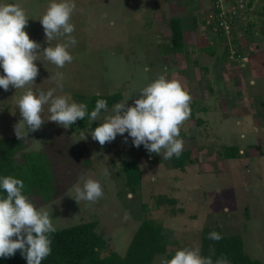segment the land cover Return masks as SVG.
Returning <instances> with one entry per match:
<instances>
[{
    "label": "rangeland",
    "instance_id": "374dc122",
    "mask_svg": "<svg viewBox=\"0 0 264 264\" xmlns=\"http://www.w3.org/2000/svg\"><path fill=\"white\" fill-rule=\"evenodd\" d=\"M74 2L70 22L75 25L72 36L77 44L69 48L72 63L57 68L36 61L39 74L35 85L16 90L9 86L8 91L0 88V137L15 135L13 126L21 119L16 101L27 88L35 93L55 89V96L77 103V95L120 92L121 99L108 106V113H101L103 117L115 104L129 98L127 104L133 105L140 89L166 75L178 80L191 96L194 115L181 126L179 138L193 162L183 169L173 168L162 154H149L143 145L134 147L127 132L103 146L90 134L81 140V133L88 134L101 123L87 118L85 128L70 130L67 137L73 148L86 147L90 166L86 169L87 164L79 159L71 161L76 169L69 168L62 188L52 186L53 194L47 182L43 187L34 181L26 193L53 197L45 204L32 199L33 204L50 212L56 229L95 220L96 233L119 254L124 253L141 219L150 218L163 226L169 240L166 254L155 257L158 264L161 258L171 259L179 249L198 248L201 228L214 223L208 218L210 213L212 221L224 225L220 227L224 232L240 234L245 251L264 264V123L260 105L264 101V0L222 2L232 15V28L220 36L207 30L214 22L212 0ZM49 3L0 0V4H20L26 10L29 19L24 30L41 50L48 44L39 18ZM171 16L182 18L183 51H173L170 45ZM63 40L57 38L51 46ZM238 47L239 55L234 56ZM199 107L206 109L197 110ZM49 115L45 105L41 129L25 134L30 151H38L60 128L48 121ZM197 117L201 123L196 122ZM228 146L237 147L236 158L224 157L222 150ZM125 159H135L141 171L140 186L135 191L124 185L120 169ZM66 165L69 167L70 159ZM80 165L85 166L81 174ZM81 177L99 181L103 197L95 203H77L72 198L73 186H82ZM160 197L165 200L157 203ZM144 204L147 211L142 209ZM125 213L130 214L128 220L123 218Z\"/></svg>",
    "mask_w": 264,
    "mask_h": 264
},
{
    "label": "clouds",
    "instance_id": "9594fccd",
    "mask_svg": "<svg viewBox=\"0 0 264 264\" xmlns=\"http://www.w3.org/2000/svg\"><path fill=\"white\" fill-rule=\"evenodd\" d=\"M76 9L74 0H50L46 10L40 16L44 38L48 46L41 50V45L30 39L24 30L28 24L26 10L20 4H0V88L9 90V86L25 89L35 85L39 74L36 61L47 62L57 68H64L73 61L69 52L77 40L72 33L75 25L71 18ZM63 37V42L51 46V42ZM61 76L60 73L56 74ZM55 89L35 93L27 88L16 101L21 119L13 126L17 139H23L28 132L40 130L45 120L42 117L44 106L48 105V121L68 129L78 119L88 116L90 121H101L88 134L81 133L82 139L90 134L92 140L101 146L112 142L119 134L127 132L134 147L141 145L149 154L163 155L165 160L179 157L184 148V141L179 138L183 123L190 116L191 96L178 80L159 75L151 83L138 91L139 97L133 105L128 100L113 106L108 113L107 101L99 99L94 109L88 113L84 103L70 102L66 96H55ZM127 137H125V143ZM83 183L73 186L77 203L86 201L95 203L103 197L99 181L84 177ZM22 180L5 176L0 178V258L21 253L27 264H41L51 254V233L56 232L48 210L37 209L23 194ZM124 220L130 214H124ZM208 239L219 241L222 235L216 231L208 234ZM160 264H213L211 257L200 254L199 248H183L175 252L171 259L161 258ZM215 264H229L226 257H220Z\"/></svg>",
    "mask_w": 264,
    "mask_h": 264
},
{
    "label": "trees",
    "instance_id": "16d2710c",
    "mask_svg": "<svg viewBox=\"0 0 264 264\" xmlns=\"http://www.w3.org/2000/svg\"><path fill=\"white\" fill-rule=\"evenodd\" d=\"M213 27L211 23L207 25V30L213 32L216 36H220L221 34L214 30ZM169 28L170 45L173 51H183L182 18L171 16L169 18ZM210 51L213 52L212 49ZM226 55L228 56V54ZM238 55L239 47L234 51V56ZM75 97L78 102L87 105V112L90 113L94 109L97 100L104 99L107 101V105L111 106L121 99L122 95L120 92H115L107 95L93 94L89 96L77 95ZM260 105L264 123V101H261ZM205 109V107L197 108V110L202 111ZM193 115L194 110H191L190 116L192 117ZM87 118L88 116L86 115L83 120L78 119L68 129L64 128L61 132H55L54 135L42 142L39 152L36 150L30 151L27 148L30 141L26 136L23 139H17L16 135L0 137V178L11 176L22 180L24 183L22 192L29 198L30 202L36 198V201H40L39 204H45V201L53 196L44 198L37 192L28 194L26 193L28 187H32L31 185H35V183L37 185L43 184L44 187L47 182L53 194L54 189L52 186L55 189L62 188L66 182L65 176L68 174L69 168L71 167L72 170L76 169V166H73L71 161L74 162L75 159H79L87 164L86 169L90 166V157L85 151L86 147L80 145L77 148H73L72 141L70 142L67 137L70 130L78 131L85 128L87 126ZM201 121L200 117L196 118L197 123H201ZM222 151L225 158L232 159L239 155L236 146L224 147ZM16 154H18V157ZM68 155H72L71 158ZM69 159L70 165L68 167L66 162ZM192 162L189 150H183L179 157L173 156L170 158L171 166L177 169H183L186 164ZM77 165L79 166V164ZM80 166L82 168L81 174L85 166ZM120 170L124 176V185L131 191L139 189L141 171L136 160H123ZM39 172H42V175ZM34 181L35 183H33ZM33 190L36 191L35 188ZM3 195L5 193L0 190V196ZM156 200L158 203L161 200H165V197H160ZM168 202L174 204L175 200L169 199ZM34 206L36 207L37 205L34 204ZM142 209L147 211V206L145 204L142 205ZM208 218L214 223L205 224L200 230L198 248L202 256L211 257L213 264L222 256L227 258L229 264H262L260 260L252 258L245 251L240 234L224 232L220 228L224 225H221L216 220L212 221L210 213ZM95 227L96 221L91 220L56 229V232L49 234L51 254L41 264H158L155 262V257L167 252L169 240L165 236L163 226L150 218L143 217L141 219L131 235L123 254L109 249L106 240L96 233ZM212 231L220 233L222 239L219 241L208 239V234ZM103 250H107L108 253L103 255ZM0 264H27V262L21 253L17 251L11 257L0 258Z\"/></svg>",
    "mask_w": 264,
    "mask_h": 264
},
{
    "label": "built area",
    "instance_id": "2783aa9c",
    "mask_svg": "<svg viewBox=\"0 0 264 264\" xmlns=\"http://www.w3.org/2000/svg\"><path fill=\"white\" fill-rule=\"evenodd\" d=\"M222 2H225V0H212L213 5H215L213 29L221 34L228 32L230 27L232 28V15L230 11H226L221 6ZM227 17L228 19H226Z\"/></svg>",
    "mask_w": 264,
    "mask_h": 264
},
{
    "label": "crops",
    "instance_id": "0c3cea01",
    "mask_svg": "<svg viewBox=\"0 0 264 264\" xmlns=\"http://www.w3.org/2000/svg\"><path fill=\"white\" fill-rule=\"evenodd\" d=\"M58 129H61V130H63L64 128H62V127H60V128H57V132H58ZM69 133H70V131H69ZM69 133H68V134H69ZM52 135H54V134H52Z\"/></svg>",
    "mask_w": 264,
    "mask_h": 264
}]
</instances>
